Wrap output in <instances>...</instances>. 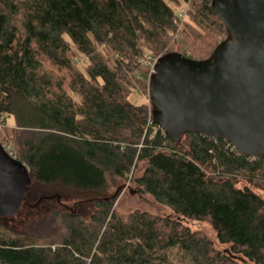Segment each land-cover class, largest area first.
Masks as SVG:
<instances>
[{
	"label": "trees",
	"instance_id": "1",
	"mask_svg": "<svg viewBox=\"0 0 264 264\" xmlns=\"http://www.w3.org/2000/svg\"><path fill=\"white\" fill-rule=\"evenodd\" d=\"M182 1L179 29L165 0H0V144L27 167L30 188L102 194L80 212L42 198L43 215L13 228L22 209L41 212L26 193L16 215L0 218V264H153L170 248L190 264H264L255 191L264 192V155L197 132L173 140L153 123L151 102L129 100L145 58L205 60L228 38L211 0ZM209 33L220 39L195 57ZM110 181L133 184L174 217L117 211ZM181 218L209 223L215 240Z\"/></svg>",
	"mask_w": 264,
	"mask_h": 264
},
{
	"label": "water",
	"instance_id": "2",
	"mask_svg": "<svg viewBox=\"0 0 264 264\" xmlns=\"http://www.w3.org/2000/svg\"><path fill=\"white\" fill-rule=\"evenodd\" d=\"M228 32L209 58H157L148 78L153 123L177 140L188 132L264 155V0H211ZM30 189L27 167L0 144V218L16 215Z\"/></svg>",
	"mask_w": 264,
	"mask_h": 264
},
{
	"label": "rangeland",
	"instance_id": "3",
	"mask_svg": "<svg viewBox=\"0 0 264 264\" xmlns=\"http://www.w3.org/2000/svg\"><path fill=\"white\" fill-rule=\"evenodd\" d=\"M176 13H185L188 8V4H185L182 0H165ZM185 20H188V17H184ZM210 34V35H209ZM206 34V37H200L198 42L199 47H195L192 54L195 57H202L209 53L211 48L215 45V43L220 39L218 36H215L211 33ZM179 40V39H178ZM191 52V50H189ZM105 57L109 56L107 51H104ZM72 55L79 59V66L83 68L86 64V59L80 55L73 48ZM155 58H145L143 61V66L140 69V73L145 77V82L134 81V89L131 92L129 100L135 104H146L151 110V104L148 97V78L151 75L152 63L155 61ZM139 73V72H137ZM7 125L13 124V119L7 117ZM9 153H12L9 152ZM107 194L108 196H113L115 202V209L121 213H128L133 210H142L149 212L154 215H158L161 217H174L171 210L164 205L157 203L152 197L149 195H141L136 192V187L129 182H112L110 181L108 184ZM258 192L264 199V192L255 190ZM29 197L28 204L33 205L37 204L38 210L41 212H37L34 214L31 210L22 209L19 214L10 220L9 225L13 228H28L30 227L28 224L32 220V218H37L40 214L43 215V206L41 203L43 201L42 198H51V201L56 200L59 202L61 209H68L70 212H80L86 211L89 208L90 201L94 200V198L100 197V193L96 192H79L73 189H65L59 185L54 186H43V185H34L29 189ZM27 192V193H28ZM37 202V203H36ZM53 203V202H51ZM181 223L185 226L189 227L191 230H198L202 233L206 234L209 238L215 240L214 232L209 225V223L205 221H197L191 219H180ZM153 264H190L189 258L177 248H170L160 254L158 259H156Z\"/></svg>",
	"mask_w": 264,
	"mask_h": 264
},
{
	"label": "built area",
	"instance_id": "4",
	"mask_svg": "<svg viewBox=\"0 0 264 264\" xmlns=\"http://www.w3.org/2000/svg\"><path fill=\"white\" fill-rule=\"evenodd\" d=\"M186 15H185V13H181V12H179V13H177V18L178 19H176L174 22L177 24V26H178V28L180 29V27H181V24H182V21L184 20V17H185ZM156 61V60H155ZM155 61L152 63V70H151V74L153 73V67H154V63H155ZM0 129H1V125H0ZM3 146V148L9 153L11 150V146H9V145H6V146H4V145H2ZM10 155H11V153H9ZM12 156V155H11Z\"/></svg>",
	"mask_w": 264,
	"mask_h": 264
}]
</instances>
